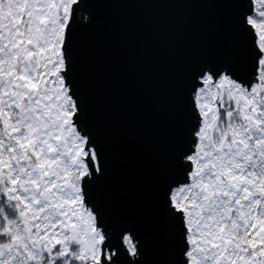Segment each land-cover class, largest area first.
Segmentation results:
<instances>
[{
	"label": "snow or ice",
	"instance_id": "1",
	"mask_svg": "<svg viewBox=\"0 0 264 264\" xmlns=\"http://www.w3.org/2000/svg\"><path fill=\"white\" fill-rule=\"evenodd\" d=\"M91 0H0V264H143L145 238L106 219L105 175L75 50ZM239 46L188 73L186 124L160 191L171 264H264V0Z\"/></svg>",
	"mask_w": 264,
	"mask_h": 264
},
{
	"label": "water",
	"instance_id": "2",
	"mask_svg": "<svg viewBox=\"0 0 264 264\" xmlns=\"http://www.w3.org/2000/svg\"><path fill=\"white\" fill-rule=\"evenodd\" d=\"M75 57L91 132L106 160L94 194L147 238L143 264H171L160 191L186 117L190 69L219 58L239 6L228 0H91ZM136 229V230H135Z\"/></svg>",
	"mask_w": 264,
	"mask_h": 264
},
{
	"label": "rangeland",
	"instance_id": "3",
	"mask_svg": "<svg viewBox=\"0 0 264 264\" xmlns=\"http://www.w3.org/2000/svg\"><path fill=\"white\" fill-rule=\"evenodd\" d=\"M87 123H88L89 130L91 131L90 127L92 126V123L89 120L87 121ZM94 199H95V202L97 203L98 207L100 208L103 216L106 219L113 221V222L126 221L122 218V216H120V213L119 214L117 213L118 212L117 210L113 211L112 208L110 209L109 197L99 196L97 194H94ZM129 227H131V226L129 225Z\"/></svg>",
	"mask_w": 264,
	"mask_h": 264
},
{
	"label": "bare ground",
	"instance_id": "4",
	"mask_svg": "<svg viewBox=\"0 0 264 264\" xmlns=\"http://www.w3.org/2000/svg\"><path fill=\"white\" fill-rule=\"evenodd\" d=\"M80 16L83 18L82 19V23L84 24V26H90L91 25L92 17H91V12H90V9H89L87 3L83 6L82 11L80 13ZM227 44H228V46H227L228 49L227 50L234 49L233 48L234 47V43H233L231 38L228 40ZM82 97H83V95H82ZM136 231L140 234V232L138 230H136ZM142 238H145V242L148 241L147 238L145 236H143V235H142Z\"/></svg>",
	"mask_w": 264,
	"mask_h": 264
}]
</instances>
